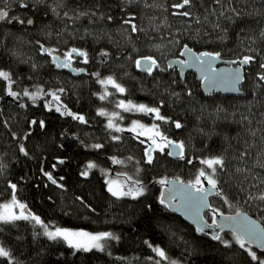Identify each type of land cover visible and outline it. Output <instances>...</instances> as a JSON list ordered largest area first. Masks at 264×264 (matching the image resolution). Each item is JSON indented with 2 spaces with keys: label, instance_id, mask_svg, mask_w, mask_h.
<instances>
[{
  "label": "trees",
  "instance_id": "obj_1",
  "mask_svg": "<svg viewBox=\"0 0 264 264\" xmlns=\"http://www.w3.org/2000/svg\"><path fill=\"white\" fill-rule=\"evenodd\" d=\"M22 2L27 7H21ZM180 3L0 0V9L8 11L9 19L24 21L0 22V70L11 74V90L19 94L10 96L7 82L0 78V205L15 196L43 221H0V244L13 258L0 257V264L264 261V253L251 245L241 248L234 233L222 232L221 240L213 239L160 202L162 180L177 178L193 184L204 169L217 182L218 192L210 196L212 208L225 214L247 211L264 225V200L259 199L264 194V81L258 78L264 71L260 68L264 63V0H191L183 9L173 7ZM183 11L190 15L176 14ZM130 16L136 32L123 23ZM28 19L33 24H27ZM42 45L88 52L89 69L79 76L57 69ZM185 46L220 53L225 60L254 56L245 67V94L205 96L195 75L188 73L182 80L175 69L168 70L166 61L179 57ZM103 53L107 55L101 61ZM142 57L154 58L159 67L151 73L140 71L136 61ZM108 77L126 91L98 83ZM24 90L45 94L33 101L23 95ZM105 93L106 99H99ZM121 100L159 108L160 115L168 118L159 122L160 132L184 143L185 158L179 161L163 151L154 153L152 163H147L139 136L108 127L110 118L118 124L115 117H123V126L137 118L116 108ZM65 107L87 122L62 114ZM101 110L108 115H100ZM113 113L119 116L112 117ZM142 118L150 123L148 117ZM33 120L37 123L32 124ZM173 121L183 127L177 129ZM97 144L103 147L95 148ZM216 157L224 165H214L213 175L200 161ZM89 164L95 167L89 169ZM85 171L88 175L82 176ZM44 172L51 173L56 183ZM113 175L126 177L129 186H142L143 194L113 196L107 182ZM205 217L213 220L210 212ZM57 228L111 232L119 239L102 240V250L86 251L63 238L51 240L45 235L46 230ZM223 241L231 243L226 246ZM157 247L167 259L153 250ZM248 248L256 253V260Z\"/></svg>",
  "mask_w": 264,
  "mask_h": 264
},
{
  "label": "snow or ice",
  "instance_id": "obj_2",
  "mask_svg": "<svg viewBox=\"0 0 264 264\" xmlns=\"http://www.w3.org/2000/svg\"><path fill=\"white\" fill-rule=\"evenodd\" d=\"M217 2H219V0H217ZM190 3H191V0H181L180 4L173 5V7L177 8V9H183V8H185V6L190 5ZM21 7H27V4L22 2ZM176 14L182 15L185 17L190 15V13L187 11L177 12ZM65 15H67V13H65ZM8 17H9L8 11L0 9V21L8 20V22L11 23V19H8ZM12 19H15L18 23H21V24L24 23V21L19 20L18 17H13ZM108 19L111 20L112 17H108ZM133 20H134V17L130 16L128 19H125L123 21V23L126 25H129L132 32H136L138 29H137L136 24L133 22ZM27 24L31 25V24H33V21L31 19H28ZM41 49H42V51L47 52L49 55H51L55 51L53 49L44 48L43 45L41 46ZM73 54L82 57L84 59V61L87 62V53L86 52H82L78 49H71L70 51H68L64 54V59L62 61H60L58 57L53 56L52 57L53 63H55L57 67H69L71 59L73 57ZM103 55L106 56L107 53H103ZM206 57H214V58L218 59L220 57V53H201L199 55L192 57L191 63L189 61L185 60V61H183V64L188 66V67H197L198 66L201 69L202 73L204 74L203 75L204 80L209 81L211 85L215 86L218 82H221V80L225 79V78H221L219 76V70L215 69L212 66L211 60H206L205 59ZM254 59H255L254 56L242 57L239 60L240 67L235 69L226 78V82L231 85L232 90L239 91V89L236 87V85H238L240 83V81L243 79L241 69L245 65H249L250 63H252L254 61ZM142 60H147L149 62L148 67L146 69V71L149 73H151L154 68L159 67L157 61L151 57L142 58ZM142 60L136 61L137 67L141 66ZM233 63H236V62L233 61ZM169 67H171V65H169ZM260 68L264 69V63L260 64ZM78 71H83V69H79ZM95 75L98 76L99 74L97 73ZM0 78H2L4 81L7 82V92L10 96L15 97V96L19 95L18 93L11 90V85H12L13 81H12L10 73L0 70ZM258 78L260 81H264V71L258 73ZM98 83H100L101 85L111 84L120 93H124L126 91V89L124 87H122L120 84L116 83L112 79V77H108L106 80H98ZM60 91L62 92L63 89H61ZM43 94H45V93H43V90H37L36 92H31V93L28 90H24V92H23L24 96L29 97L33 101H35L39 96H41ZM51 95L53 96L54 99L59 100V96L56 95V93H52ZM106 96H107V93H105V95H101L99 97V99L104 100V99H106ZM117 107L123 109L126 112L135 111V112H143L146 114H154L155 117L159 120H167L168 119V118L160 115L159 108H150L144 104H133L131 101H129L126 104L123 100H121L118 102ZM56 110L60 111V107H57ZM62 114L71 115L74 119L79 120L81 122H85V123L87 122L83 116L71 113L70 111H68L66 109V107H65V112ZM99 114L100 115H108L103 110H101L99 112ZM115 116H119V113H113L112 114V117H115ZM120 118L122 119L123 117H120ZM31 123L36 124L37 122L35 120H33V121H31ZM134 123H136V122H134ZM173 123L177 129H180L183 127V125L179 121H173ZM39 124H40L41 128L44 127L43 121H40ZM108 127L109 128L115 127V125L112 123V118L109 119ZM120 130H122V129H117V131H120ZM133 130H135V129L133 128ZM152 130L154 131L155 136H154V138H152L151 145L149 146V148L146 149L145 154H146V158H147V163H149V164L152 163L154 151L159 149L160 152H163L166 147L173 149V151L168 152V155H176L180 158H185V156H184V143L182 141L176 142L173 140H169L167 137L163 136V134L159 132L158 126L155 124L152 126ZM157 138L159 139L160 142H157ZM113 139H118V137H113ZM94 147L95 148H101L103 146L97 144V145H94ZM21 151H24L22 146H21ZM25 154H27V153L25 152ZM192 162L193 161L191 159H188V163H192ZM58 163H63V161L60 160V161H58ZM116 163H120V161H116ZM200 163L207 165L208 168L211 169V172L213 173V175L216 172V167H214V165H218L220 167H223V165H224V161L220 157H216L213 159H205V160L200 161ZM52 167L55 168V164H53ZM93 167H95L94 164L88 165L89 169H91ZM43 174L52 183H54V184L56 183V181L53 179L51 173L44 172ZM81 175L87 176L88 172L87 171L82 172ZM201 177L205 178L207 183L211 186V189L217 188L216 180L213 179L212 175H206L204 169L200 170L199 175L196 178V181L193 184L187 186V188H188L187 194L196 205L197 215L199 214L200 207H209L210 208V205H208L206 203V196L208 194H210V192L203 187H197L198 185L202 184ZM161 183H166V181L162 180ZM60 186L62 187V185H60ZM11 188L13 190H15L16 185L11 184ZM108 190L112 193L113 196H116V197L127 196V195L140 196L143 194V187L142 186L139 187L135 191V193H133L132 191L114 190L111 186L109 187ZM259 199L264 200V194L260 195ZM160 202L163 204L165 201L162 198ZM26 208H27L26 205L19 203V201H17L15 199V196H13L11 203L0 205V221L11 222V221L19 220V219H26V220L32 219L33 221H35L38 224H43V221H41L38 216H35V215L31 214L30 212H28L26 214ZM17 210H18V214H17ZM218 211H219L218 209L212 210L213 216H215L218 213ZM220 214L222 215V213H220ZM226 220L231 221L232 218H226ZM245 220H247V218H245ZM213 224H215V221H213ZM212 226L213 225H207V227H209V228H211ZM224 226L225 225H219L218 227H220L222 230ZM198 231H204V226L203 225L198 226ZM234 231H236V233H237L235 236L236 243H238L241 248H246L248 244L256 243V242H260V246L264 247V229L256 226L254 224V222L248 221L246 223H243V224L239 225L238 228L234 229ZM45 235H47L51 240H57L58 238H63L72 247H75L78 249L83 248L86 251L91 250V248H100L102 250L103 245H101L99 243L101 240H106L109 238L113 239V240L119 239V237L115 236L111 232L91 234V233H87V232H72V231H69L67 229H60V228H57L55 231H47L46 230ZM213 239L221 240V237L219 235H214ZM223 243L227 246V245H230L231 242L230 241H223ZM153 250L160 257L167 259L163 249H160L157 247V248H154ZM248 251H249V254L251 255L252 259L256 260L257 259L256 253L252 252L250 248H248ZM0 257H5L9 261H12V259H13L10 251L6 250L3 246H0ZM170 264H175V262H170ZM260 264H264V261H261Z\"/></svg>",
  "mask_w": 264,
  "mask_h": 264
},
{
  "label": "water",
  "instance_id": "obj_3",
  "mask_svg": "<svg viewBox=\"0 0 264 264\" xmlns=\"http://www.w3.org/2000/svg\"><path fill=\"white\" fill-rule=\"evenodd\" d=\"M13 20H11V23ZM21 24V23H20ZM201 53H208V52H197L194 49L185 46L180 52V56L176 58H170L166 61V67L168 70L176 69L177 73L179 74L180 78L182 80H185V77L188 73H192L195 75L196 80L200 83L201 91L205 96H209L212 94L216 95H225V96H242L245 94V92L242 89L244 79H245V67L248 65H245L242 69V75L243 79L240 81L236 87L239 89V91L232 90V87L229 83L226 82V78L229 76L230 73H232L235 69L240 67L239 60H225L219 57L218 59L214 57H206V60H211L212 66L219 70V76L222 79L221 82H218L215 86L211 85L209 81H205L203 78V73L201 69L197 67H188L183 64V61L187 60L190 63L192 62V57L199 55ZM58 57V56H56ZM60 61L62 59L58 57ZM146 58V57H142ZM140 58L139 60H142ZM235 61L236 63H233ZM55 64V63H54ZM149 62L147 60H142L141 66L138 67V69L142 72H147L146 69L148 67ZM171 65V67H169ZM59 69H67L68 71L79 74L81 71H78L71 66L69 67H58ZM169 151H173V149L168 148ZM173 158H176L178 160H182L183 158H180L176 155H170ZM205 179V178H204ZM191 184L181 181L177 178H172L166 181L164 183L161 199H164V203L170 212L175 213L179 215L186 223L192 225L195 229L198 230V226L203 225L204 231H201L204 234H208L213 238L214 235H219L222 232H232L234 234H237L234 229L238 228L239 225L246 223L248 221L254 222L256 226L259 228L264 229V225L255 217H253L250 213L247 211H239L234 214H225L222 213V215L218 212L215 216H213V220L209 222L206 217L205 213H212V210H216L212 208L210 204V196L214 195L218 192V188L211 189V186L207 184L204 188L210 192L206 196V203L210 205L209 207H200L199 214L197 215V208L195 203L192 201V199L188 196L187 191L189 186ZM30 212L28 207L26 208V214ZM31 213V212H30ZM32 214V213H31ZM239 214V215H238ZM226 218H232L231 221L226 220ZM247 218V220H245ZM213 221H215V224H213ZM207 225H213L211 228L207 227ZM219 225H225L223 229L221 230ZM251 245L254 249L263 252L264 253V247L260 246V242L251 243Z\"/></svg>",
  "mask_w": 264,
  "mask_h": 264
},
{
  "label": "rangeland",
  "instance_id": "obj_4",
  "mask_svg": "<svg viewBox=\"0 0 264 264\" xmlns=\"http://www.w3.org/2000/svg\"><path fill=\"white\" fill-rule=\"evenodd\" d=\"M105 86L114 87L111 84H108ZM125 103L127 104L128 102H125ZM133 104H135V103H133ZM121 110L124 111L123 109H121ZM124 112L127 114H132L133 116H137V118H134L132 121L129 122V124L127 126H123V127L122 126L117 127L115 125L114 120H112V123L115 125V127L111 128V129H113V130L122 129L119 131V133H124V132L129 131V132L133 133L134 135L140 136V139L137 137L136 138L139 139L140 141H142V143L145 145V152H146V149H148V144L151 143V140H152V138H154L155 133L152 130L153 125H150L148 123L141 121L140 115L149 117L151 114H146L143 112H135V111H132V112L124 111ZM123 120L124 119L122 118V121ZM134 122H136V123H134ZM133 128L135 130H133ZM157 142H160L158 138H157ZM156 152H160L159 149H157L156 151L153 152V158H154V153H156ZM107 182H108V187L111 186L114 190L132 191L133 193H135V191L138 189L135 186H129V183H128L126 177H123V176H114V175L111 177L109 176V179L107 180ZM9 203H11V202L4 203V204H9ZM17 214H18V210H17ZM49 230L55 231L52 229H49ZM68 230L72 231V232H87V233H91V234H98V233L104 232V231L94 232V231H89V230H78V229H68ZM99 243L102 245V240ZM0 246H2V245L0 244ZM91 249H93V248H91Z\"/></svg>",
  "mask_w": 264,
  "mask_h": 264
},
{
  "label": "flooded vegetation",
  "instance_id": "obj_5",
  "mask_svg": "<svg viewBox=\"0 0 264 264\" xmlns=\"http://www.w3.org/2000/svg\"><path fill=\"white\" fill-rule=\"evenodd\" d=\"M70 50H71V49H68V50H65V51H59L58 49H56V50L50 55L52 62H53V59H52L53 56H58V57H60V58L63 60V59H64V54H65L66 52L70 51ZM80 51H82V52H86V51H84V50H80ZM86 53H87V62H85L84 59H83L82 57L77 56V55H75V54H73V57H72L71 62H70V66H71L72 68H74V69H76V70L83 69V71H81V73H79V74H74V73L68 71L67 69H59V68L56 66V64H54V63H53V64H54V65L56 66V68L59 69V70L69 72V73H71V74L74 75V76H79V75L85 74V73L87 72V70L89 69L88 67H89L90 64H91V57L88 55V52H86ZM153 59H154V58H153ZM100 60H101V61H104V60H105L104 55H102V56L100 57ZM165 66H166V63H165ZM175 71H176V69H175ZM176 72H177V71H176ZM116 108H118V107L116 106ZM118 109L121 110V108H118ZM121 111H122V110H121ZM140 116H141V117H140V120L146 123V121H144V119L142 118V117H145V119H146V116H142V115H140ZM115 118L119 119V121H120V123H118V124L115 123V125H116L117 127H118V126H122V127H123V125L121 124L122 119H121V118H118V117H115ZM148 119H149V121H150V123H148V124H150V125H154V124L157 125V126H158V130H159V122H162L163 120H159V119H157V118L155 117L154 114H151V115L148 117ZM115 131H116L117 133H119V131H117V129H115ZM159 131H160V130H159ZM119 134H120V133H119ZM138 138L140 139V136H139ZM141 142H142V141H141ZM150 145H151V143L148 144V148H149ZM164 151H168L167 147H166V149H165ZM168 152H169V151H168ZM172 158H173V157H172ZM174 159H176V158H174ZM177 160H178V159H177ZM182 160H183V159H182ZM179 161H181V160H179ZM201 180H202V184H201V185H198L197 187H203V188H204L208 183H207V181L204 179V177H201Z\"/></svg>",
  "mask_w": 264,
  "mask_h": 264
},
{
  "label": "bare ground",
  "instance_id": "obj_6",
  "mask_svg": "<svg viewBox=\"0 0 264 264\" xmlns=\"http://www.w3.org/2000/svg\"><path fill=\"white\" fill-rule=\"evenodd\" d=\"M8 19H9V17H8ZM11 20H13V22L15 21V19H12V18H10ZM20 20V19H19ZM0 22H4V21H0Z\"/></svg>",
  "mask_w": 264,
  "mask_h": 264
}]
</instances>
